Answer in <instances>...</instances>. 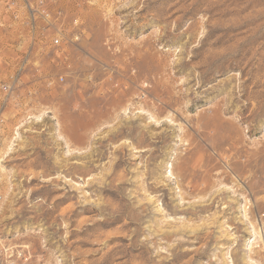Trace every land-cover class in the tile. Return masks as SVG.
<instances>
[{
	"label": "rangeland",
	"instance_id": "obj_1",
	"mask_svg": "<svg viewBox=\"0 0 264 264\" xmlns=\"http://www.w3.org/2000/svg\"><path fill=\"white\" fill-rule=\"evenodd\" d=\"M0 246L264 264V0H0Z\"/></svg>",
	"mask_w": 264,
	"mask_h": 264
},
{
	"label": "built area",
	"instance_id": "obj_2",
	"mask_svg": "<svg viewBox=\"0 0 264 264\" xmlns=\"http://www.w3.org/2000/svg\"><path fill=\"white\" fill-rule=\"evenodd\" d=\"M59 43V40H56ZM31 259V250L25 248H11L0 246V264H29Z\"/></svg>",
	"mask_w": 264,
	"mask_h": 264
},
{
	"label": "bare ground",
	"instance_id": "obj_3",
	"mask_svg": "<svg viewBox=\"0 0 264 264\" xmlns=\"http://www.w3.org/2000/svg\"><path fill=\"white\" fill-rule=\"evenodd\" d=\"M27 247V246H26Z\"/></svg>",
	"mask_w": 264,
	"mask_h": 264
}]
</instances>
